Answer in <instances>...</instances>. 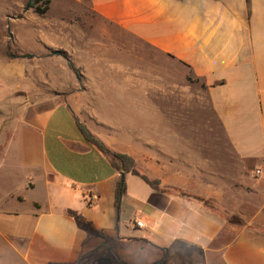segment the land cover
<instances>
[{
	"label": "crops",
	"instance_id": "1",
	"mask_svg": "<svg viewBox=\"0 0 264 264\" xmlns=\"http://www.w3.org/2000/svg\"><path fill=\"white\" fill-rule=\"evenodd\" d=\"M65 1L87 2L204 88L197 98L157 75L148 85L140 70L91 90L65 68L68 81L51 89L66 99L23 108L15 151L0 163V236L9 248L0 264H264V0ZM59 14L29 16L31 49L48 50V28L67 25L66 10ZM74 117L158 189L127 174L139 182L125 181L117 212L119 173ZM26 192L37 194L26 202Z\"/></svg>",
	"mask_w": 264,
	"mask_h": 264
},
{
	"label": "rangeland",
	"instance_id": "2",
	"mask_svg": "<svg viewBox=\"0 0 264 264\" xmlns=\"http://www.w3.org/2000/svg\"><path fill=\"white\" fill-rule=\"evenodd\" d=\"M27 2L28 0H0V163L6 156L12 155L10 149L15 151L16 146H13L11 139L14 138L18 113L23 108L28 107L29 111H34L46 107L54 100L66 99V95L51 89L54 82L68 81L66 60L71 61L78 69V79L85 80L83 87L89 86L91 90L102 88L104 82L109 81L106 79L109 76H125L140 70L145 77L149 76L145 79L149 81L145 82L148 85H151V75H157L160 76L162 86H167V80L175 81L177 88L182 90L187 86L188 92L191 91L196 97L204 88L198 80L192 79L185 68L178 64L172 65L167 56L129 32L94 15L85 1L74 4L65 0H50V12L46 13L48 21H53V16H60L61 10H66L67 25H51L48 28L47 51L42 46L31 49L32 38L26 34L31 30L29 16H38L32 9L26 8ZM52 51H61L62 55H51ZM38 55L49 61L46 64L38 62L34 59L39 58ZM25 82L26 85L28 82V87ZM125 181L139 182L132 176H127ZM33 194L37 192L25 193L26 202ZM16 206L22 213L29 211L27 203H17ZM24 218L27 217L23 214L20 219ZM229 220L230 223L239 224L237 217L230 216ZM4 241L0 236V260L3 251L9 250Z\"/></svg>",
	"mask_w": 264,
	"mask_h": 264
},
{
	"label": "trees",
	"instance_id": "3",
	"mask_svg": "<svg viewBox=\"0 0 264 264\" xmlns=\"http://www.w3.org/2000/svg\"><path fill=\"white\" fill-rule=\"evenodd\" d=\"M49 7L50 0H28L26 4V8L32 9L38 17H44L49 11ZM66 64L68 69L78 79L80 75L75 65L69 60H66ZM74 122L83 139L90 145L94 146L98 151L105 154L110 159L113 169L119 173L114 192V207L117 212L120 208L121 198L126 191L125 176L127 174L139 177L153 190L158 189L159 182L157 180H150L146 176L139 174L135 168V161L130 156L109 150L77 117H74ZM68 214L71 217H74L79 223H86L85 219L78 213L74 211H68Z\"/></svg>",
	"mask_w": 264,
	"mask_h": 264
},
{
	"label": "built area",
	"instance_id": "4",
	"mask_svg": "<svg viewBox=\"0 0 264 264\" xmlns=\"http://www.w3.org/2000/svg\"><path fill=\"white\" fill-rule=\"evenodd\" d=\"M256 174H259L260 172L258 171V170H256V172H255ZM92 200H93V198L92 197H88V201H89V203L90 202H92ZM142 224H141V222H136V226H138V227H140Z\"/></svg>",
	"mask_w": 264,
	"mask_h": 264
},
{
	"label": "water",
	"instance_id": "5",
	"mask_svg": "<svg viewBox=\"0 0 264 264\" xmlns=\"http://www.w3.org/2000/svg\"><path fill=\"white\" fill-rule=\"evenodd\" d=\"M51 55L60 56L62 55L61 51H52Z\"/></svg>",
	"mask_w": 264,
	"mask_h": 264
}]
</instances>
